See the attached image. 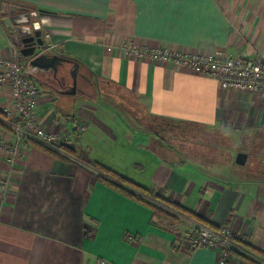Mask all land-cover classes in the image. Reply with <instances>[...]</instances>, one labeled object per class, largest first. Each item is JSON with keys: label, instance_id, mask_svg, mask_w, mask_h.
I'll return each mask as SVG.
<instances>
[{"label": "crops", "instance_id": "1", "mask_svg": "<svg viewBox=\"0 0 264 264\" xmlns=\"http://www.w3.org/2000/svg\"><path fill=\"white\" fill-rule=\"evenodd\" d=\"M0 3L23 8L14 13L36 12L44 47L52 46L47 52L75 60L87 81L105 90L84 93L69 114L67 99L53 97V88L69 85L64 71L57 86L46 83L47 74L29 70L43 88L39 127L71 131L68 145L89 159L207 222L227 225L256 253L247 250L251 259L234 256L231 264H264V88L224 89L192 69L124 49L133 41L185 54L251 57L264 43V0ZM2 17L0 59L28 62L39 48L21 52ZM65 64L70 69L71 62ZM10 102L8 85L0 81V109ZM155 119L178 125L175 135L188 125L212 139L206 147L196 145L201 155L190 158L166 147L149 124ZM78 124L84 130L75 133ZM168 129L162 133H172ZM20 146L14 160L0 159V264H216V248L188 243L186 235L203 226L198 221L157 220L147 204L36 140L25 138ZM238 152L247 155L244 164L235 162Z\"/></svg>", "mask_w": 264, "mask_h": 264}, {"label": "built area", "instance_id": "2", "mask_svg": "<svg viewBox=\"0 0 264 264\" xmlns=\"http://www.w3.org/2000/svg\"><path fill=\"white\" fill-rule=\"evenodd\" d=\"M264 42V40H263ZM46 46L42 52L51 49ZM126 52L139 57H149L171 64L181 65L196 73L213 78L224 89H238L248 92H259L264 88V43L251 57L230 56L222 51L213 53H182L167 47L140 46L133 41L124 44ZM28 62L18 59H0V81L8 85L11 102L2 109L5 114L4 127H0V159L14 160L21 153L23 139H34L43 146L57 150L64 143L69 144L72 132L63 128L57 132L38 126L36 106L38 90L27 77ZM83 125H76L74 131L80 133ZM235 233L227 226L217 229L199 226L190 237L189 243L195 248H216V264H231L233 251L247 254L241 246L234 242Z\"/></svg>", "mask_w": 264, "mask_h": 264}, {"label": "trees", "instance_id": "3", "mask_svg": "<svg viewBox=\"0 0 264 264\" xmlns=\"http://www.w3.org/2000/svg\"><path fill=\"white\" fill-rule=\"evenodd\" d=\"M70 61L76 62L75 60H70ZM27 77L30 79L29 76H27ZM4 119H5V114L2 110H0V127L6 126L3 123ZM154 121L157 125L161 124V122L158 119H155ZM162 121H165V120H162ZM174 124L175 123H172V125H171V127L173 128L172 130L178 128V125H176V124L174 125ZM171 132L174 134V131H171ZM37 143L39 144V146L41 148L45 149L46 151L52 153L55 156L65 160V161L74 162L75 164H78L79 166L85 167L87 170H89L92 174H94L96 176L97 180L103 181L104 183H106L109 186H111L112 188H114L116 191H118V192H120V193H122V194H124L130 198L139 200V201L147 204L152 209L153 213L158 211V212L162 213L164 216H167L172 220L179 219V217H177L176 215H174L173 212L170 211V210H173V211H176V212L183 214L184 216H187L189 218H193L195 221H198L203 226H206V227L211 228V229H217L218 228V226H216L210 222L205 221L202 217L198 216L197 214H195L191 210L185 208L181 204L175 203L174 201H172L168 198L162 197V196L154 193L153 190L147 189V188L133 182L132 180L128 179L127 177L117 173L116 171H114V170L94 161V160L89 159L88 157H86V155L81 153L80 149H76V148H73L69 145L62 143L59 146V149L53 150V149H50V148L43 146L39 142H37ZM156 202H159L163 206L165 205L167 208H164L162 205H160ZM236 238L237 237H235L234 242H236L239 246H241V248H243L245 251L248 250V251H251L254 254H256L255 251L251 248V246H249V244L247 242H245L241 238H237V239ZM232 253H233V257L239 256V257H243L246 259H251L248 255V253L244 254V253H241L238 251H233Z\"/></svg>", "mask_w": 264, "mask_h": 264}, {"label": "rangeland", "instance_id": "4", "mask_svg": "<svg viewBox=\"0 0 264 264\" xmlns=\"http://www.w3.org/2000/svg\"><path fill=\"white\" fill-rule=\"evenodd\" d=\"M0 7H1V5H0ZM3 17H5V16H3ZM7 31H8V29H7ZM23 62H25V61H23ZM67 66H68L67 64H63L61 66V69H62V71H64L68 82L71 84V77H70L69 70H68ZM31 81H32L33 85L37 88V90L40 89L41 91H43V88H41L39 86V84L36 82V80L31 78ZM90 92L99 95L101 93H104L105 90L101 86H98L97 84L96 85L90 84L86 79L78 77L77 78V83H76V91H75L74 94H67V95L64 94L63 95V94H58V93L54 92L53 97L55 99H59V98L67 99L68 105H67V108H66V112L71 114V112L73 111L72 108H74V110H75V108L77 106H79V101L78 100L79 99H83L84 93H90ZM113 95H116V94H113ZM54 106H56V105H54ZM149 124H150V126H152L151 128L153 130H155V132L157 133V136L166 145L167 148H169V146H171L173 148V150H179V151H181L182 154L188 155L189 157L191 155H194V159L196 158V156H195L196 154H200L201 155V151L198 150V146L206 147L204 145L205 144L207 145V142L211 141V139H212V135L211 134H208L206 132L203 134L202 131L194 130V128L192 126H188V125L184 126V127H187V128H184L185 131H184L183 134L177 133L175 135L173 133H162V131H164L165 129H166L165 131L169 130L168 128L171 127V125H172V123H170V122L161 121L160 125H157L156 123L152 124L151 122ZM67 125L71 126V123H67ZM163 126H165V129L161 130L160 128H162ZM170 131L177 132V129L170 130ZM160 140H157V141L160 142ZM196 145H198V146H196ZM197 150H198L199 153L197 152ZM203 157H206V156L203 155ZM163 207L167 208L165 205ZM171 212H173V211H171ZM173 213H174V215L179 217V219L172 220L169 217L164 216L162 213H160L158 211H156L154 213V216H155V218L157 220H161V221H163L165 223L173 224V225L181 224L183 222L182 218L187 217V216H184L183 214H181L179 212H176V211H174ZM181 215H183V216L180 217ZM195 232L196 231H192L191 234L186 235V238L188 239V243H189L190 237L192 235H194ZM235 235L237 236V238H241L242 240H244V238L242 236L237 235L236 233H235Z\"/></svg>", "mask_w": 264, "mask_h": 264}, {"label": "water", "instance_id": "5", "mask_svg": "<svg viewBox=\"0 0 264 264\" xmlns=\"http://www.w3.org/2000/svg\"><path fill=\"white\" fill-rule=\"evenodd\" d=\"M18 10H23L22 7L16 5H7L3 3L1 5L0 14L5 16L2 17L1 21L9 33L15 32L19 37L25 39L27 37L33 38L34 35H31L32 30L34 31L35 36L37 37V41L32 43L33 50L36 48H42L43 42L41 38V28L39 21L37 20L36 12H21L14 13ZM20 29H25L27 32L21 33ZM37 29V30H36ZM37 43V45H36ZM71 62L69 59L56 54H49L46 52L37 53L31 59L28 60V66L26 69V73L28 74L29 70L37 69L42 73L49 74L52 71L53 77L60 71L61 66L64 63ZM69 74L71 77V84L67 85L65 88H53L55 91L61 94H74L76 91V83L78 76H82L84 79H90L79 72V64L77 62H71V66L69 69ZM247 155L242 152H238L235 157V162L237 164H244Z\"/></svg>", "mask_w": 264, "mask_h": 264}, {"label": "flooded vegetation", "instance_id": "6", "mask_svg": "<svg viewBox=\"0 0 264 264\" xmlns=\"http://www.w3.org/2000/svg\"><path fill=\"white\" fill-rule=\"evenodd\" d=\"M37 30V29H36ZM34 31L35 30H32V32H31V35L33 36L34 35V37L33 38H30V37H27V38H25V39H23V38H21V37H19L17 34H15V32H13V33H11V36H13V39H14V41H15V44H17V46L19 47V49H20V51L21 52H30L32 49H33V46H32V43H34V42H36L37 41V37L35 36V34H34ZM20 32L21 33H25V32H27V30H25V29H20ZM41 38H42V42H43V47L42 48H39V50H38V52L37 53H39V52H42L43 51V48H44V42H45V40H44V38H43V36H42V31H41ZM26 45V46H25ZM28 45H29V47H28ZM36 45H37V43H36ZM28 47V48H27ZM35 52H33V53H31L30 55H31V57H33L35 54H34ZM46 53H48L47 51H46ZM65 64V63H64ZM69 70V69H68ZM48 81H53L57 86H59V85H61V82H62V79H61V71H59L57 74H56V76L55 77H53V75H52V71H50V73L49 74H47V80H46V83H48Z\"/></svg>", "mask_w": 264, "mask_h": 264}]
</instances>
